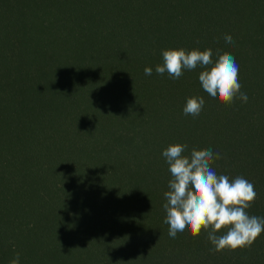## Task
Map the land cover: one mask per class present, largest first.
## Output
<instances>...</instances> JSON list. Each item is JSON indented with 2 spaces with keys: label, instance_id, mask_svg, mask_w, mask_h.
Wrapping results in <instances>:
<instances>
[{
  "label": "trees",
  "instance_id": "trees-1",
  "mask_svg": "<svg viewBox=\"0 0 264 264\" xmlns=\"http://www.w3.org/2000/svg\"><path fill=\"white\" fill-rule=\"evenodd\" d=\"M172 48L230 53L248 101L209 97L201 67L157 74ZM176 143L219 152L264 217V0H0V264H264V232L219 252L169 236Z\"/></svg>",
  "mask_w": 264,
  "mask_h": 264
},
{
  "label": "clouds",
  "instance_id": "clouds-1",
  "mask_svg": "<svg viewBox=\"0 0 264 264\" xmlns=\"http://www.w3.org/2000/svg\"><path fill=\"white\" fill-rule=\"evenodd\" d=\"M224 39L227 44L233 43L230 35L226 34ZM217 56L214 62L210 48L203 51L167 49L162 52L163 63L157 65L155 71L160 75L167 72L171 78L179 79L183 70L201 67L204 70L199 73V81L209 97L231 104L239 96L246 103L248 96L241 92L239 66L234 57L227 52L220 54L219 50ZM152 71L151 67L144 69L147 76ZM204 104L203 97H191L183 109L184 114L196 119ZM187 149V144L176 143L162 153L172 177L163 205L169 236L176 238L178 233L190 231L196 237L207 230L208 239L217 252L251 247L264 232V217L250 216L246 211L257 197L254 185L240 176L230 179L227 175H217L212 164L222 158L219 152L193 148L184 155ZM224 229V234L217 235ZM10 264H20L19 253Z\"/></svg>",
  "mask_w": 264,
  "mask_h": 264
}]
</instances>
